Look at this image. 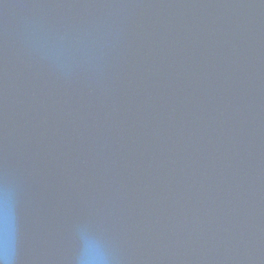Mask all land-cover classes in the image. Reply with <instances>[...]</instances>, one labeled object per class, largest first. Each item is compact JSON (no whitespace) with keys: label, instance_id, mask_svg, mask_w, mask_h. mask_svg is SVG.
<instances>
[{"label":"water","instance_id":"water-1","mask_svg":"<svg viewBox=\"0 0 264 264\" xmlns=\"http://www.w3.org/2000/svg\"><path fill=\"white\" fill-rule=\"evenodd\" d=\"M15 264H264V0H0V190Z\"/></svg>","mask_w":264,"mask_h":264},{"label":"clouds","instance_id":"clouds-1","mask_svg":"<svg viewBox=\"0 0 264 264\" xmlns=\"http://www.w3.org/2000/svg\"><path fill=\"white\" fill-rule=\"evenodd\" d=\"M16 225L11 193L0 190V264H15ZM76 264H109L108 255L99 240L89 241L76 258Z\"/></svg>","mask_w":264,"mask_h":264}]
</instances>
